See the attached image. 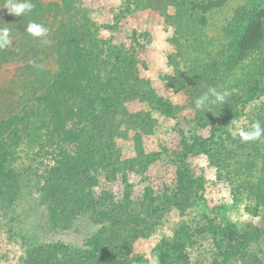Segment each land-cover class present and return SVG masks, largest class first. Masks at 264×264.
<instances>
[{"label": "rangeland", "instance_id": "1", "mask_svg": "<svg viewBox=\"0 0 264 264\" xmlns=\"http://www.w3.org/2000/svg\"><path fill=\"white\" fill-rule=\"evenodd\" d=\"M43 1L59 3L61 14L51 13L48 30L56 17H71L72 9L99 32L91 29L81 40H94L92 58L81 55L74 72V58L62 67L55 62V42L41 48L44 58L0 59V122L23 120L0 136V264H150L152 256L159 264H264V136L244 152L245 143L231 131L236 122L249 124L254 112L264 115V42L240 59L229 45H235L234 34L227 38L228 31L245 27L237 20L241 12L262 16L264 0H226L221 10L204 15L206 24L188 0ZM4 14L0 6V27ZM10 37L13 53L17 35ZM36 47L32 52L40 55ZM114 52L121 63L111 72L109 63L117 61L108 55ZM98 69L125 78L139 94L119 88L114 104H105L119 83L115 79L99 91ZM34 70L48 78L29 81ZM55 75L64 98L37 115ZM212 81L231 85L226 104L196 110L194 100ZM248 84L255 89L251 103L243 98ZM143 95L170 106L172 114H161ZM219 108L237 113L222 136L233 151L224 162L234 165L229 175L199 147L185 154L194 141L211 138V127L200 126L199 117L208 111L214 127L222 124V112L212 110ZM62 145L70 151L69 163L59 164ZM99 160L115 162L114 174ZM235 165L243 184L234 182L240 177ZM77 167L80 198L119 210L105 212L85 202L84 208L70 207L73 194L67 200L65 192ZM132 228L136 234L130 238ZM237 246L240 252L228 259Z\"/></svg>", "mask_w": 264, "mask_h": 264}, {"label": "trees", "instance_id": "2", "mask_svg": "<svg viewBox=\"0 0 264 264\" xmlns=\"http://www.w3.org/2000/svg\"><path fill=\"white\" fill-rule=\"evenodd\" d=\"M47 1V0H46ZM190 3L191 8L197 12L200 15V21L202 22V24H206V18L204 17V15L209 12L210 10H221L222 6L225 4L226 0H188ZM262 1V0H259ZM32 3L35 5L34 9L32 10L31 13H28L26 15L23 16H13L11 14L8 13L7 9H6V14L3 15L2 17V21L4 23L3 26L9 28L10 33H16L17 37H16V42H18V50L14 51L13 53H11L10 50H12L11 47L7 48V49H2L0 50V59H2L1 57H5V59H13L14 57H20V59L22 58V61L24 60V58L26 56H30L31 60H34L35 58H41L43 57V55L41 54V48L44 49V44L40 42L39 39L35 38L34 40L32 39H28L29 35L26 32V26L29 22H36L38 24H42L44 27H46V20L49 18V16H51V13L55 14L56 16H60L61 14L57 12V8L59 6V3H44V1L42 2V0H32ZM5 4V0H0V6L3 8ZM253 9H255V5L252 6ZM256 10V9H255ZM250 11H254V10H250ZM249 11V15L247 14V12L245 13V15L243 14V12H241L242 17L240 16V20L239 18H237L238 21H240V23L244 24L245 27L241 29L242 26L238 27L239 31H237L236 33H234L235 31L231 30L228 31V33H230V35H227L228 39H231V36L234 34V39L235 41V45L233 44L234 41L230 42V48L233 49V47L235 46V53L236 55H238V57L240 59H244L246 58L250 52L258 49L259 47H261V44L264 42V13L259 16H255V14L253 12ZM71 12L73 13V15L70 17V15H65V17H62V19L58 20V19H53V22L51 23V30H48V36L47 39L50 41V43L55 42L58 43V48H57V58L55 60V62L59 63V66H63L64 61H66L69 57L72 59L74 58V62H73V72L74 70H76V68H78L79 66V62L81 61L82 56L84 55L86 57V59H90L92 58V46L91 45L94 40L91 41V39H89L88 41L84 40L81 42V40L86 36V33L88 31H90L91 29H95L96 33L99 32V28L96 27V24H93L90 22V20L87 19H78L77 14L79 12L72 10ZM77 12V13H76ZM239 16V14H237V17ZM245 16V17H244ZM245 18V19H244ZM237 21V22H238ZM236 22V23H237ZM2 27V26H1ZM47 28V27H46ZM103 29H107V27H103ZM230 30V29H229ZM233 40V37H232ZM96 41V40H95ZM34 42L35 44L31 43ZM39 42V43H38ZM89 43V45H91L88 48L86 45ZM106 44V43H105ZM37 46V47H36ZM69 47H72L73 52L70 54H68L67 52L64 53V50L68 49ZM22 47L24 49H26V47L28 48L26 53L25 51L21 50ZM36 47V49H39L38 54H35L34 52H32V50H34L33 48ZM82 47H84L85 49H83ZM35 49V51H36ZM71 50V49H70ZM22 52L24 53V56H21L20 54H22ZM37 52V51H36ZM115 53L109 54V58L110 60H113V58L117 61V63H115L114 61L110 62V69H113L111 72H114V68L116 67L117 64L121 63L120 58L118 56L115 57ZM82 55V56H81ZM44 58V57H43ZM39 63H41L42 61L40 60H36ZM129 64H131L129 62ZM108 65V67H109ZM209 65V64H207ZM112 66V67H111ZM59 67V68H61ZM213 68V66H211ZM100 68V67H99ZM26 69V68H25ZM40 69H42L40 67ZM39 72V70H38ZM38 72H36L35 70L32 71V75L33 78L29 81L33 82V81H38L41 82L40 80H43L44 78H48V76L44 75L41 76ZM118 76V75H117ZM51 77V76H50ZM52 84L50 85V87L45 89V93L43 95L42 98V103L38 108V111H36V114H39V110L41 111L43 108L44 110H46V112L49 110V107L51 105L52 102H54L55 100H62L63 97V85L59 86L58 84H60V82H62V80H60V78L55 75V77H51ZM96 79V88L99 91H107V88L110 87V85H113L115 83V79L114 77H111L110 72L108 71V69H104L102 71L97 72V77ZM213 79L215 81L216 78H209V80ZM229 79V77H228ZM228 79H225L226 81ZM234 79V78H233ZM248 82L253 83V81L248 77ZM118 80V85L117 87L114 88V90L112 91L113 94H106V97L103 99L105 102V104H114L115 100L112 99L113 96H118V93L120 92L119 88L129 93H135V95H138L139 93H137L134 88V86H131L127 83H125V78L123 79H117ZM28 81V80H27ZM212 81L213 84H210V87H216V88H221L220 90H231L232 91V87L231 85L228 83H222L221 86L219 85H215V82ZM230 81V80H229ZM235 84V81H234ZM58 85V86H57ZM95 85V84H94ZM93 85H92V89H93ZM228 88H230L228 90ZM255 90L254 86H252L251 84H248V91L245 94V96L243 97L245 99L246 102L251 103L254 100V94L252 95V91ZM121 91V92H122ZM120 92V93H121ZM230 92V91H229ZM105 93V92H104ZM142 98H146L147 100H149L150 104L155 105V108L164 115H171L172 114V108H170V106L166 105L164 106V104L159 103V101H155V103H153V99H151L150 97H147V95H143ZM244 101V100H242ZM45 105V107H43ZM43 107V108H42ZM214 110L213 112H217L220 111L222 112V115L219 116L222 119V124L219 127H214V125L212 124V115L211 113H208V111L205 113L206 117H199V124L200 126H210L211 127V138L207 139V140H202V142H193V144L189 147H185V154L188 153L190 150L192 149H196L199 147V149H201L203 152H205L206 154L209 155V159L211 164H215L216 166H218L217 168L220 169L223 173L228 172L227 174L229 175L230 170L232 169V163L231 166L232 167H226V163L225 160L227 159V156L230 153H233L232 148H230L227 144V141L222 140V136L226 135V129L228 128V123L230 121H232L234 119V117L237 115V113H233L232 110H226L225 108H219V109H212ZM236 112V111H234ZM259 120L262 125H264V115H260L256 112L252 113V117L249 118V124L253 121ZM23 122V120L14 117V118H9L6 121L0 122V136L3 134H6V132H8V130L12 127L10 125L14 124V123H20ZM226 128V129H225ZM2 130V131H1ZM263 137V136H262ZM215 139H219V143L217 142V140ZM214 140V141H213ZM233 140V139H230ZM235 141V140H233ZM217 142V143H214ZM229 142V141H228ZM240 142V141H239ZM238 142V144H239ZM252 141L249 142H244L245 143V151L244 152H249L251 150H254V148H252ZM68 147L66 146H60L59 147V151H58V156H59V164L61 163H69L70 160H72V157L70 155V151L67 150ZM189 148V149H187ZM183 154V155H185ZM227 154V155H226ZM234 163V162H233ZM97 165L102 164L101 166H103V169H106L107 172H110L109 174H114V167L113 165L115 164V162L112 161V163L110 164H104L103 161L99 160L96 163ZM95 164V165H96ZM95 167V166H94ZM82 169V168H81ZM80 168H75V173L72 176L71 179V183L70 186L68 187L67 190L65 192V198H70L68 197L70 191H72L73 197L70 198V207L75 210L80 204H81V208H84L85 205H82L83 202L86 203V205L88 207H91L93 209H100V206L103 208V210L105 212H110V213H115V211L119 210L118 205H105L103 207V203L99 204L95 201H93L92 198L90 199H82L80 198L81 195V190L82 188L80 187V182L78 183V176L76 173H78L79 171H81ZM235 172L237 176H240L237 178V180H234V182H242V184L244 183L243 179V173L241 172V170L238 168V165H235ZM233 173V175H234ZM242 177V178H241ZM63 189V188H62ZM238 192V191H237ZM252 196V195H251ZM255 196V200H257V195ZM253 197V196H252ZM88 204H91L88 205ZM263 203L262 201H258V206H261ZM109 213V214H110ZM119 213V212H117ZM96 218V217H95ZM154 224L152 223V226ZM152 226H149L150 228H153ZM136 231L134 230V228H132L128 234V237L130 236L133 237L135 236ZM258 237V234L255 233L249 240L252 241V239H256ZM242 246H237L233 251L229 252L226 257L229 259L230 257H235L236 254H238L241 250ZM23 264H30V262L28 260H24Z\"/></svg>", "mask_w": 264, "mask_h": 264}, {"label": "clouds", "instance_id": "3", "mask_svg": "<svg viewBox=\"0 0 264 264\" xmlns=\"http://www.w3.org/2000/svg\"><path fill=\"white\" fill-rule=\"evenodd\" d=\"M34 7L35 5L32 3V0H5L3 6L13 16H23L31 13ZM10 31L9 28L0 27V50L7 49L11 46ZM26 32L31 37L39 39L43 44L50 43L47 39L48 29L42 24L29 22L26 26ZM229 95L230 92L227 90H218L216 87H209L205 93L194 100V107L196 110L203 111L214 104L224 105ZM231 131L234 136H239L242 142H249L258 140L264 136V125L259 120L253 121L250 124H247L245 120L244 124L236 122ZM150 264H159V257L152 256Z\"/></svg>", "mask_w": 264, "mask_h": 264}]
</instances>
